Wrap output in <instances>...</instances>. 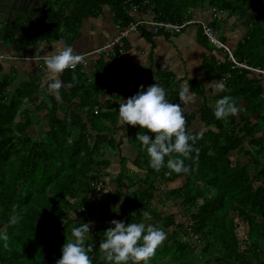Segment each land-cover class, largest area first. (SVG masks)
Listing matches in <instances>:
<instances>
[{
  "label": "trees",
  "instance_id": "1",
  "mask_svg": "<svg viewBox=\"0 0 264 264\" xmlns=\"http://www.w3.org/2000/svg\"><path fill=\"white\" fill-rule=\"evenodd\" d=\"M126 1L84 0L82 4H74L72 18L64 17L60 12L50 22L32 20L17 24L7 29L4 39L22 52L41 41H59L62 38L61 27L67 30V34L73 33L76 37L83 18L97 16L104 6H109L116 22L125 27L133 21ZM142 2L134 0L138 5ZM152 3L155 4L157 17L177 23L192 18V10L202 3L247 20L244 39L233 57L240 64L264 70V52L257 49L264 44V0H152ZM147 7L149 5L143 6L144 12H147ZM232 63L235 69L230 65L228 73L225 70L219 74V81L225 83L227 91L220 92L212 100L213 106L207 103L196 113L184 114L188 131L193 135L202 133V138L194 145L199 149L198 158L193 152V159L185 160L190 172L169 174L171 170L166 166L168 157L165 158V167L155 171L139 142L132 161L134 167H127L125 173L122 168L116 176L128 189L129 195L124 201H120L121 184L114 185L116 189L111 197L112 192L106 189L104 181L106 176L111 175L107 169L113 164V157L107 155L106 149L117 140L99 129L95 139L93 132H89V124L93 127L100 119L110 120L109 113L99 108L98 114H94L96 102L87 99L90 91L82 76L76 74L78 70H66L62 83H73L75 75L77 79L74 86L69 87V93L71 99L81 96L84 102L71 112L74 116L71 120H60L57 109L50 110L49 130L43 138L29 134L28 131L36 123L28 117L30 109H24L26 104L39 99V86L30 83L13 94L9 91L12 78L2 77L0 235L6 232L9 240L0 239V264H56L61 258L63 245L72 239V229L82 223L91 224L95 216L102 221L90 227L91 239L86 241V246L93 248L89 253L92 264H108L100 258L99 245L106 230L114 227L111 218L126 225L140 222L152 224L165 233L170 227L177 228V232L174 229L170 235L166 234L167 239L157 249L150 264H201L207 258L205 255L201 257V251L205 254L209 250H212L209 257L222 260V264H264V75L249 77L252 74L250 71L238 68L234 61ZM226 95L234 99L239 112L226 120H218L214 115V106ZM166 98L172 103H183L175 87L166 93ZM86 109L90 115L87 122H82L80 111ZM197 120L199 131L194 129ZM113 125L117 124L112 123L110 127ZM139 128L129 126L127 140H133L131 136ZM142 131L155 139L154 134ZM122 144L115 146L120 149ZM242 156L250 157L251 163L242 164ZM119 159L121 164L123 159ZM177 180L181 181V186L168 191V185ZM95 193H99L104 200L109 196L108 201H113L111 216L107 209L89 206V195ZM165 197L181 200L184 216H189L192 224L178 223L176 213L166 205ZM160 205L163 206L162 213ZM145 211L150 213L151 220H144L142 213ZM13 212L22 217L15 226L9 224ZM78 215L82 219L78 220ZM180 234L189 235L188 243L192 245L199 247L204 242L197 259L188 260L184 252L186 244L179 241ZM172 238L177 244L173 252L169 247ZM243 245L245 248L241 251ZM179 251H182L181 254H178ZM211 261H205V264H212Z\"/></svg>",
  "mask_w": 264,
  "mask_h": 264
},
{
  "label": "crops",
  "instance_id": "2",
  "mask_svg": "<svg viewBox=\"0 0 264 264\" xmlns=\"http://www.w3.org/2000/svg\"><path fill=\"white\" fill-rule=\"evenodd\" d=\"M73 11L68 8L67 14L71 16L74 14ZM192 11L191 19L210 24L215 27L217 35L221 33L218 39L225 43L227 50L205 39L198 25L187 27L179 35H152L147 31L129 35L124 40V51L118 57L94 53L88 57L85 69L79 67L78 71L76 70V74L82 76V81L86 82V87L90 91L87 99L94 100L96 108L109 113V119L117 124L111 126L113 129L111 134L107 130H102L101 133H108L110 138L117 141L127 138L129 125H124L120 121L119 105L135 95L141 85L144 90H147L149 86L157 83L167 93L174 87L180 91V86L188 82L196 101L181 104L185 110L184 114L196 113L207 103L213 106L212 100L220 92L215 93L205 85L213 80L219 81V74L225 70L228 73L230 65L232 69H235L229 54L230 51L232 54L237 52L239 44L243 41L247 30V20L243 21L238 16L229 12L223 13L221 10H219V18L214 19L212 7L197 8ZM68 15L65 14L64 17H69ZM144 17H147V12L136 14V18ZM120 28L113 10L109 6H104L97 16L83 18L76 37L73 33L67 34V30L61 27L62 38L59 41H41L22 52H18L14 46L7 43L4 39L5 30L0 31V79L12 78L9 91L13 94L17 89L30 83L39 86V99L24 106V109H30L28 117L36 123L28 131L30 135L42 137L49 130L48 115L53 108L57 109L60 120L64 118L71 120L74 117L71 112L75 111L78 104L84 102L81 96L71 99L67 85L60 89L59 100L55 95L49 94L47 85L51 82V74L46 70L45 60L40 58L58 53L65 46L72 47L74 53L94 52L116 37ZM192 61H197L198 66L193 67ZM251 73L249 77L258 75V73ZM62 77L63 74L59 77L61 81ZM83 92L85 95V90ZM80 113L82 122H87L90 111L86 109L81 110ZM198 120L194 124V129L199 126ZM106 126L109 128L110 124ZM97 129H99L98 125L92 127L89 124V132L90 134L93 132V139L96 138ZM40 130L42 131L39 133ZM128 149L125 146V150Z\"/></svg>",
  "mask_w": 264,
  "mask_h": 264
},
{
  "label": "clouds",
  "instance_id": "3",
  "mask_svg": "<svg viewBox=\"0 0 264 264\" xmlns=\"http://www.w3.org/2000/svg\"><path fill=\"white\" fill-rule=\"evenodd\" d=\"M82 63L83 55L75 54L70 46L50 55L45 60L46 70L51 74V82L47 85L49 94L55 95L59 100L60 89L65 87L59 79L60 75L69 69L74 71ZM191 63L193 67L198 66L197 61ZM76 79L73 75V83L67 87L74 86ZM205 86L215 93L227 91L223 81L213 80ZM179 99L184 104L195 103L196 97L191 93L188 82L180 86ZM184 111L179 103L169 102L164 88L157 83L149 86L147 90L141 85L135 95L119 105V119L124 125L139 126L155 135L153 140L142 131L136 137L148 154L150 167L155 171L165 167V158L168 157L166 166L171 170L169 174H187L191 169L185 165V160L193 159V152L198 158L199 149L194 145L202 138V133L193 135L188 131ZM238 112L236 102L228 95L217 100L214 106V115L218 120H226ZM13 207L15 209L16 206ZM142 215L144 220H151L150 213L145 211ZM21 218L18 213L13 212L9 217V224L15 226ZM111 224L114 227L106 230L99 245L100 258L108 264H150L157 249L167 239L165 231L152 224L140 222L126 225L117 220L111 221ZM89 234L90 223L74 227L71 231L72 239L63 245L61 258L56 264H92L89 253L93 248L91 245L86 246V241L91 239ZM0 239L8 241L9 236L5 232L0 235Z\"/></svg>",
  "mask_w": 264,
  "mask_h": 264
},
{
  "label": "rangeland",
  "instance_id": "4",
  "mask_svg": "<svg viewBox=\"0 0 264 264\" xmlns=\"http://www.w3.org/2000/svg\"><path fill=\"white\" fill-rule=\"evenodd\" d=\"M207 7H209V5L207 3H202V4H200L198 6V9L199 8L203 9V8H207ZM246 28H247V26H246ZM220 35H221L220 32H219L218 35L216 33V37L219 38V39H220ZM257 49H259V50L261 49V51L264 52V44L261 45L260 48H259V46H257ZM106 81H107V79H106ZM105 124L106 125L107 124H111L112 125V120L100 119V121L98 123L99 130L106 129L107 132L111 134L112 133L111 131L113 130L112 127L108 128ZM199 129H200V126H198L196 131H199ZM41 131L42 130H40L39 133ZM141 131H142V129L139 128L137 133L134 134L133 136H131V139H133V140H127V138H122L119 141H114V145H112V146H110V147H108L106 149L107 155L108 156H112L113 158H111V159L114 162L112 164V166L109 169H107V172L111 173V175L106 176L105 179H104V181L106 182V189L108 191L112 192L111 193V197H113V194L115 193V189H116V187L114 185L121 184L120 193H121L122 198H121L120 201H124L128 197L129 194L127 192V190H128L127 187L125 188L124 182L118 181L116 179V176L119 173V171L122 170V168H124L123 172L125 173L127 167L129 169L134 167L133 164H132V161L135 158V155L137 154V150H138L137 146H139V141L136 140V137H137V135L139 133H141ZM43 136H44V134L42 135V138H43ZM121 142L123 144L121 145V147H120L121 150H120V149H117L115 145H118ZM125 146L127 147V149L129 147H132L134 149V151H133V149H130V148H129L130 151H129V149L125 150ZM141 154H143V156H146L144 152H142ZM119 158L123 159V162L121 164H119V161H120ZM144 158H146V157H144ZM240 160L242 161V164L251 163V158L250 157L242 156V157H240ZM180 186H181V181L177 180L176 182L169 184L168 187H167V190L170 191V190H173V189L178 188ZM162 191L165 192L166 189H165V191L164 190H162ZM108 197H107V199L104 200V197H101V195L99 193L90 194L89 198H90L91 201L89 202V206H92V207L96 206L98 208L101 207L102 209H105V210L107 209L109 211L110 216H111V214H113V212H114L113 211L114 207H113V204H112L113 201H111V200L108 201V199L110 198V197L109 198ZM165 198H166L165 199L166 205L171 207L174 210V212L176 213V219H177L178 223H181V224L184 223V224H186V226L192 224V221L190 219H188L190 217L189 216L188 217L184 216L185 212L182 209L181 200L175 199V197H165ZM171 199H174L175 201L172 202ZM114 200H115V198H114ZM162 207L163 206L160 205L161 213L163 211ZM91 209H93V208H91ZM94 209H95V207H94ZM116 210L118 211V207L115 209V211ZM77 218H78V220L82 219V217L80 215H78ZM113 220L114 219L111 218V221H113ZM101 221L102 220L100 218H98V216H95L93 221L90 224V227L93 228L95 225L99 224ZM174 229L177 232V228L176 227L175 228L170 227V228L166 229V234L170 235L173 232ZM179 237L181 238V239L179 238L180 239L179 241L180 242H184L186 244V246H185L186 248L184 249V252L186 253L188 260L191 261V260L197 259L199 251L204 246V242H202V245H199V247H198V245L196 246L194 244L192 245V244L188 243V240L191 238V237H189V235H187V237H185L184 234H180ZM195 238L196 237H194L193 240H195ZM247 239H248V236H247ZM200 240L203 241V239H200ZM196 242H197V240H196ZM249 242H250V240L248 239V243ZM197 243H199V242H197ZM169 247L172 249L171 252H173V251H175L177 249L176 248L177 244H175L173 238L170 240ZM197 247H198V249H197ZM244 248H245V245L242 246V250L241 251H243ZM181 252L182 251H179L178 254H181ZM211 253H212V250L207 251L205 254L203 253V251H201V257L203 258L204 255L207 257L206 259L204 258V260L201 262V264H205V261L207 262V261H211V260H212L211 262H213L212 264H222V262H221L222 260H218V259H216V257L210 258L209 256L211 255ZM173 258H176V255L173 254ZM241 258L243 259V256H241ZM240 264H242V263H240Z\"/></svg>",
  "mask_w": 264,
  "mask_h": 264
},
{
  "label": "built area",
  "instance_id": "5",
  "mask_svg": "<svg viewBox=\"0 0 264 264\" xmlns=\"http://www.w3.org/2000/svg\"><path fill=\"white\" fill-rule=\"evenodd\" d=\"M128 5L130 6L131 12L130 14L138 12L140 9L143 8V6L149 5L147 7V17L144 19H139L131 22L128 26L121 28L119 34L114 37L111 41H109L105 46H103L100 49H97L94 52L90 53H75V54H80L83 55L84 57V63L77 65L76 70H78L79 67L85 69L87 64H88V57L92 54H104L107 56L114 55L115 57H118L123 51H124V40L131 34L133 33H140L142 30H148L151 32L152 35H159V34H170V35H179L182 34L183 31L191 26V25H199L200 28L203 31L204 36L206 39L211 43L216 46L224 47L226 50L228 49L225 44L220 41L216 37V30L214 27H212L210 24H207L202 21L198 20H192V19H186L181 23L173 22V21H168L164 20L160 17H157V15L154 12L155 9V4L152 3V0H143L141 6L139 5H134L131 0L128 1ZM213 17L214 19L219 18L220 11L219 9L213 8ZM230 58L232 61L236 63V65H239L240 67L246 68L250 70L253 73H258V74H263L264 75V70H261L259 68H253L248 65L240 64L238 63L237 60L233 57V54L230 51L229 54ZM48 57H41L40 59L46 60ZM70 70V69H69ZM73 71V70H71ZM100 111L99 108H96L94 111V114H98ZM98 187H102V185H98Z\"/></svg>",
  "mask_w": 264,
  "mask_h": 264
},
{
  "label": "flooded vegetation",
  "instance_id": "6",
  "mask_svg": "<svg viewBox=\"0 0 264 264\" xmlns=\"http://www.w3.org/2000/svg\"><path fill=\"white\" fill-rule=\"evenodd\" d=\"M40 1L41 0L33 1V5H31V8H30V11H29L28 15H25V14L18 15L17 18L12 19L10 22H8L7 23L8 26H5L3 30L7 31V29L9 27H11V26H14V25H17V24H26V23L32 22V20H36V22H50L52 19H54L58 15L59 12H61L63 15H65V14L68 15L67 14L68 8H69V10H74L75 9V5L76 4H78V5L82 4L84 0H51L49 6L44 8V9H43V6H42L44 4V1H41V3H40ZM128 1L129 0H127L125 2V4H126V7L128 8V14H130L131 9H130V6L128 5ZM131 2L134 5H138V4L134 3V0H131ZM70 3H73V4H70ZM139 6H141V4H139ZM50 8H52V12H49ZM143 12H144L143 8L140 9L136 13L132 12L130 15H131L133 21L146 18V17H144V18H136V14L143 13ZM114 17H115V15H114ZM118 24L120 25V23H118ZM121 28H124V27H121ZM147 31L148 30H142L138 34H142L143 32H147Z\"/></svg>",
  "mask_w": 264,
  "mask_h": 264
},
{
  "label": "water",
  "instance_id": "7",
  "mask_svg": "<svg viewBox=\"0 0 264 264\" xmlns=\"http://www.w3.org/2000/svg\"><path fill=\"white\" fill-rule=\"evenodd\" d=\"M35 0H0V31H3L8 22L17 18L20 14L28 15L31 5ZM44 1L43 9L48 7L51 0ZM40 1V3H41ZM52 12V8L49 9Z\"/></svg>",
  "mask_w": 264,
  "mask_h": 264
}]
</instances>
